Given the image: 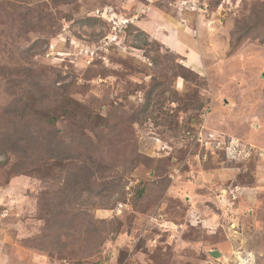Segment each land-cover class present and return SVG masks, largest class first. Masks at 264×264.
<instances>
[{"label": "rangeland", "instance_id": "obj_1", "mask_svg": "<svg viewBox=\"0 0 264 264\" xmlns=\"http://www.w3.org/2000/svg\"><path fill=\"white\" fill-rule=\"evenodd\" d=\"M172 22L199 72L152 36ZM0 241V264H264V0H0Z\"/></svg>", "mask_w": 264, "mask_h": 264}, {"label": "trees", "instance_id": "obj_2", "mask_svg": "<svg viewBox=\"0 0 264 264\" xmlns=\"http://www.w3.org/2000/svg\"><path fill=\"white\" fill-rule=\"evenodd\" d=\"M52 124H53L52 121H48V123L46 124L47 127H44L40 131V138H41V135H42L43 136V138H42L43 142L46 145L49 146L51 152H52V127H50V126H52ZM8 143L11 145L9 147V150L11 152H15V153L21 152V148L16 142H13L11 139H8ZM91 146H92V143H90L89 146L82 144V145L76 146V147L71 149L73 154L76 155V157L78 158L77 160H80V158H82L83 160L84 159L86 160L84 167L83 168H77L75 170V172L72 174L74 179H75L74 182H75L76 186H72L71 185L70 187H68V193H69V195L73 196L74 199L75 198H79V196H82V193H76V187L78 188V186L81 184L82 178H85L84 181L89 182V181H91V179H93V177H95L94 156L92 154L93 152L89 148ZM78 152H80V154H78ZM100 167H101V165H99L96 168L98 169ZM116 187H118V186H117V184L115 182H112V183L108 182V183L105 184V189L113 190V192L110 193L111 196L109 195L110 197H108L107 200H110L112 195L116 193V189H115ZM142 195H143V191L139 192V196L141 197ZM70 202L71 201L68 202L67 200H63L62 201L63 205L64 204L68 205ZM106 202L107 203L104 204L105 206H107L110 201H106ZM61 210H65L66 211V209H64V208H62ZM78 211H77L78 214H74V212L71 211V212L65 213L66 214L65 216L71 218V220L79 218L81 213L78 212ZM57 214L60 215V211ZM102 232H103L102 230H99L98 228H94L93 232H89L90 238L92 237V238H96L98 240H102V238H103Z\"/></svg>", "mask_w": 264, "mask_h": 264}, {"label": "crops", "instance_id": "obj_3", "mask_svg": "<svg viewBox=\"0 0 264 264\" xmlns=\"http://www.w3.org/2000/svg\"><path fill=\"white\" fill-rule=\"evenodd\" d=\"M153 17H155V20H152ZM146 19L151 20L148 24L150 26L153 24H156L155 21H158V19H160L158 24L161 26L163 25V22L165 20L166 21L169 20L165 16L158 17V15L155 16L153 14L149 15ZM136 23H138L137 26H139V24L141 22L136 21ZM166 26L170 27V25H166ZM171 26L174 27L173 28L174 33L172 34L171 37L170 36L166 37L164 35V38H158L156 36L155 31H153L154 34H152V36L155 39L159 40L161 42V44L163 46H165L167 49H169L171 51H175L176 53L184 56L186 58L187 62L189 63V65L192 67V69H194L196 72H199L201 67H202V62L200 61V57H198V54L196 53V50L194 49V46L191 43L190 35L187 34L186 32H184L179 25H177L173 22L171 23ZM183 38L187 39V42H184Z\"/></svg>", "mask_w": 264, "mask_h": 264}, {"label": "built area", "instance_id": "obj_4", "mask_svg": "<svg viewBox=\"0 0 264 264\" xmlns=\"http://www.w3.org/2000/svg\"><path fill=\"white\" fill-rule=\"evenodd\" d=\"M99 12V11H98ZM209 113V110H207V113L206 114H208ZM202 117L204 118V119H206L205 118V115H202ZM206 127H203V125H201V127H198L197 129V133H196V135H195V140L197 141V142H199V143H203L204 142V139H203V130L205 129ZM188 134H191L190 132L188 133ZM218 143H220V142H218ZM209 145V143L208 142H206L205 143V145ZM211 144V143H210ZM218 147H220L221 146V144H218L217 145ZM232 146V147H231ZM231 148H234V150L232 151V152H234V153H241L242 151H238L237 149H235V147L233 146V144L231 143V145H230V147H228L227 148V150L229 151V150H231ZM242 154V153H241ZM239 155V154H238ZM250 155V153H246V156H249Z\"/></svg>", "mask_w": 264, "mask_h": 264}, {"label": "water", "instance_id": "obj_5", "mask_svg": "<svg viewBox=\"0 0 264 264\" xmlns=\"http://www.w3.org/2000/svg\"><path fill=\"white\" fill-rule=\"evenodd\" d=\"M212 256L215 257V258H218V257L221 256V253L219 251H216V252L212 253Z\"/></svg>", "mask_w": 264, "mask_h": 264}]
</instances>
